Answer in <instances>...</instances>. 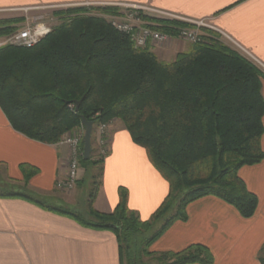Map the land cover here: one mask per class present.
<instances>
[{"label": "trees", "instance_id": "16d2710c", "mask_svg": "<svg viewBox=\"0 0 264 264\" xmlns=\"http://www.w3.org/2000/svg\"><path fill=\"white\" fill-rule=\"evenodd\" d=\"M22 21L0 22V35L13 33ZM169 23L157 29L174 35L173 27L183 26ZM263 81L264 72L217 33L209 32L202 43L165 62L151 46L135 48L130 36L90 14L55 26L32 48L5 46L0 49V107L12 128L33 141L58 145L67 135L85 131L82 119L93 122L91 159L84 160L82 141L80 165L86 171L99 166L100 180L88 194L86 216L17 193L1 179L0 197H21L83 227L113 232L121 264H215L203 244L164 253L151 247L176 222L187 221V207L205 197L224 201L244 219L256 214L258 197L239 172L264 161ZM115 121L147 152L170 187L147 221L129 208L125 188L119 189L111 214L93 207L104 163L94 158L95 136L101 125ZM21 171L25 184L38 173L27 164ZM159 224L153 236L145 237ZM259 261L264 264V245Z\"/></svg>", "mask_w": 264, "mask_h": 264}, {"label": "crops", "instance_id": "0c3cea01", "mask_svg": "<svg viewBox=\"0 0 264 264\" xmlns=\"http://www.w3.org/2000/svg\"><path fill=\"white\" fill-rule=\"evenodd\" d=\"M88 4H133L193 21H208L230 38L221 37L224 43L264 67V0H0V22L22 19L16 24L19 27L27 17H48L60 7ZM146 19L160 23L159 19ZM187 43L172 37L151 48L162 61L172 62L191 49ZM262 94L264 98V81ZM261 144L264 150V135ZM70 155L66 145L42 144L15 131L0 107V171L3 169L6 177L5 186L41 202L46 198L63 202L61 195L65 193L56 184L68 174ZM24 164L38 170L28 184L21 171ZM80 168L78 181L85 175ZM239 176L259 200L252 218L244 219L220 199L205 197L191 203L187 221L176 222L151 251L180 252L193 244H203L213 253L215 264H261L264 161L243 167ZM120 188L127 189L129 208L143 221L158 210L170 189L147 152L133 142L120 121H115L94 209L111 214L119 203ZM0 264H121V255L117 237L111 231L83 227L21 197H0Z\"/></svg>", "mask_w": 264, "mask_h": 264}, {"label": "built area", "instance_id": "2783aa9c", "mask_svg": "<svg viewBox=\"0 0 264 264\" xmlns=\"http://www.w3.org/2000/svg\"><path fill=\"white\" fill-rule=\"evenodd\" d=\"M114 5L127 9V13L122 16H115L112 20H108V22L119 32L130 36L134 47L138 49L154 46L156 44H164L172 37L193 45L199 44L204 41V38L208 36L209 32H214L219 34L222 38L230 39L208 21H193L146 6L133 4ZM25 11L27 12V10ZM147 17H154L167 22H176L183 24V26L173 27L175 34L170 35L159 31L157 28L160 26L146 19ZM47 18L48 17H38L36 19H30L27 17L23 26L19 27L15 32L6 36L0 35V49L5 46H18L24 48L36 46L52 31V27L47 24ZM240 49L242 50V48ZM261 67L264 69L263 66ZM109 128V124H103L98 129L99 150L101 155H104V158L108 152ZM84 132L85 131H79L72 135H67L60 143L70 148L71 161L66 178L57 181L56 187L58 190L70 191L77 184L79 179L80 157L82 154L80 145L84 138Z\"/></svg>", "mask_w": 264, "mask_h": 264}, {"label": "rangeland", "instance_id": "374dc122", "mask_svg": "<svg viewBox=\"0 0 264 264\" xmlns=\"http://www.w3.org/2000/svg\"><path fill=\"white\" fill-rule=\"evenodd\" d=\"M103 8H111V9L114 10V13L113 14L105 13V12L102 11ZM126 13H127V9L122 8V7H118L116 5H105V4L96 5L95 4V5H83V6H66V7L57 8L53 12H50L49 15H48V18H47V24L49 26H51L52 29H53L55 26L60 25L61 23L65 22L66 20L72 19V18L77 17L78 15H82V14L83 15L90 14V15L97 16V17H100V18H104L105 20L108 21V20H112L113 17H115V16H120V15L122 16V15H124ZM152 18H154V17H152ZM162 22H166L167 23V21H164V20L160 19V23H162ZM153 23L162 25L160 23H155V22H153ZM170 25L171 24L168 22L164 26L165 27H170ZM22 26H23V24L19 25V27H22ZM4 36H6V35H4ZM187 44L189 45L190 43H187ZM187 44H186V46L188 48L190 47V45H193V44H190L188 46ZM161 45L162 44H156L154 46L155 47H159ZM250 61H252V60H250ZM252 62L255 65H257L264 72V69L261 67V65L255 63L254 61H252ZM112 124L113 123H110L109 125L112 126ZM110 129H111V127L109 128V131H108L109 132L108 133L109 134V138H110ZM98 133L99 132L97 130L93 147H94V150H97V152H98L97 154L99 155V157H97L96 156L97 154H95L94 158L95 159H98V158L103 159L104 155H101L100 150H99ZM80 167H81V165H80ZM85 169L86 168L83 167V170L85 171V175L81 179V180H84V181H82V182L77 181L76 186L72 190L64 191L63 193H65V194L61 195V197L64 198L63 202L62 201H56V200H53L51 198H46V199H44L42 201L44 203L48 204V205L56 206V207H59L60 209H67V210H71V211H74V212H79V213H82L84 216H86L85 215L86 214V208H87L86 207V200H87L89 192L92 190V188H94V186H95L94 184L100 180L99 179L100 167L97 166L96 168H94V167L93 168H89L87 171ZM80 170H81V168H79V171ZM0 172H1L0 173V179L6 181V177H5V174L3 173V169H1ZM92 176H94V179L91 178ZM2 184H3V182H2ZM13 189H14V191H18V189H16V188H13ZM11 190L12 189L9 188V191H11ZM161 225L162 224L157 225V227L155 229H153L151 232L147 233L145 235V237L153 236V234L160 228ZM138 264H143V263L142 262H138Z\"/></svg>", "mask_w": 264, "mask_h": 264}, {"label": "water", "instance_id": "95a60500", "mask_svg": "<svg viewBox=\"0 0 264 264\" xmlns=\"http://www.w3.org/2000/svg\"><path fill=\"white\" fill-rule=\"evenodd\" d=\"M81 105V102H78L76 104L77 106V111L79 110V106ZM82 124L84 126L85 132H84V138H83V158L85 161H88L91 159V155L93 152L92 148V134L94 130V123L87 121L86 119H82Z\"/></svg>", "mask_w": 264, "mask_h": 264}]
</instances>
